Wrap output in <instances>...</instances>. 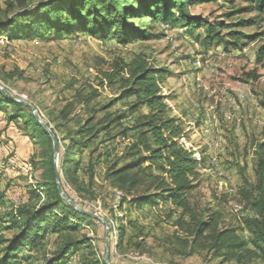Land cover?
<instances>
[{"label": "trees", "instance_id": "obj_1", "mask_svg": "<svg viewBox=\"0 0 264 264\" xmlns=\"http://www.w3.org/2000/svg\"><path fill=\"white\" fill-rule=\"evenodd\" d=\"M213 1L7 0L5 8L0 6V39L14 43L85 36L127 47L149 41L153 37L149 25L154 23L168 31L185 27L193 33L204 28L202 46L206 48L223 43L226 49H241L257 38L230 32L227 36L232 42H225L220 27L188 14L189 7ZM244 2L246 7L238 13L256 14L264 23V0ZM256 18L242 20L237 27H250ZM241 40L246 43L240 44ZM263 59L264 46L258 50L257 63ZM168 74L165 68L151 64L141 51L132 53L128 62L116 60L108 71L101 72L96 87L82 86L71 97L60 100V107L47 110L42 121L58 142L57 172L63 191L77 205L66 187L92 197L90 186L102 164L104 188L121 194L117 212L122 216L115 218L117 247L124 244L127 229L137 227V220L126 218L130 213H149L168 205L173 213L179 212L175 225L189 237L188 241H180L187 249L182 253L184 257L205 253L219 264H264V132L253 152V180L244 174V168L241 172V185L235 195L240 216L235 223L225 225L218 212L209 214L207 208L195 212L190 195L199 186V167L205 158L194 159L198 155L187 146V133L171 116L169 99L162 93ZM14 76L22 75L0 71L3 84ZM115 85L119 90L115 99L95 104L98 89ZM129 100L124 110L109 112L115 104ZM0 113L41 148L38 162L30 163L34 171H41L40 180L29 190L28 200L13 206L6 229L0 231V235L12 232L10 237L0 236V264H105L92 240L82 234L85 226L95 220L73 209L59 195L49 135L26 106L2 91ZM115 139L126 142L118 156L100 148ZM81 172L86 182L80 178ZM108 223L112 233L113 224ZM51 238L53 249L49 247ZM143 240L138 230L136 249L143 246ZM109 262L112 264L110 257Z\"/></svg>", "mask_w": 264, "mask_h": 264}, {"label": "rangeland", "instance_id": "obj_2", "mask_svg": "<svg viewBox=\"0 0 264 264\" xmlns=\"http://www.w3.org/2000/svg\"><path fill=\"white\" fill-rule=\"evenodd\" d=\"M6 1L0 0L2 8ZM244 7V0H215L188 8L189 15L220 27L219 34L224 36L225 42H232L227 36L230 32L257 36L241 49L230 46L226 49L223 43L206 48L202 46L206 36L204 28L193 33L185 27L168 31L159 23H149L153 36L149 41L127 47L85 36L14 43L0 39V71L22 75L14 76L5 84L0 79V85L15 99L38 108L42 120L47 110L60 107L59 101L71 97L78 88L96 87V79H100L101 72L108 71L114 61L128 62L132 53L141 51L151 64L169 72L162 93L169 99L171 116L180 121L187 133V146L198 155L194 159L205 158L199 167V186L190 195L193 210L199 212L207 208L209 214L218 212L225 225L235 223L240 216L235 195L241 185V172L244 168V174L253 180V152L256 144L262 142L264 132V59L260 63L256 60L259 48L264 46V23L256 14L238 13ZM252 18H256L254 25L237 27L240 21ZM244 43L245 40L240 41ZM118 93L117 85L98 89L95 104L104 105ZM131 100L115 104L109 112L124 110ZM4 126L0 120V231L6 229L7 215L13 206L28 200L29 190L39 182L41 175V171H34L30 164L40 159V146L31 141L29 152L21 157L15 147L6 148L11 139ZM125 144L115 139L100 148L109 150L111 156H118ZM17 160L28 166L23 171L11 168L8 162L17 163ZM103 170L102 164L96 169L90 186L93 198L82 193H78L79 196L69 187L66 189L83 210L98 215L108 225V222L113 224V234L109 227L112 264H219L205 253L182 255L187 249L181 247L180 241H188L189 237L175 225L179 212L173 213L168 205L149 213H130L126 218L137 220V227L127 229L124 244L117 247L115 218L122 216L117 212L121 194L104 188ZM79 176L86 182L82 172ZM15 190H18V200L11 193ZM138 230L142 231L144 239L140 249L134 246ZM11 234L4 231L0 236L7 238ZM82 234L92 240L99 258H105L103 224L93 221L85 226ZM50 243L53 249L52 238ZM72 260L76 262L78 255Z\"/></svg>", "mask_w": 264, "mask_h": 264}, {"label": "water", "instance_id": "obj_3", "mask_svg": "<svg viewBox=\"0 0 264 264\" xmlns=\"http://www.w3.org/2000/svg\"><path fill=\"white\" fill-rule=\"evenodd\" d=\"M0 91L4 92L12 101L23 104L24 106H26L30 112L32 113V115L34 116L36 122L45 130V132L49 135L51 141H52V149H53V163H54V169H55V183L57 186V190L59 192V195L61 196V198L68 203L73 209H75L76 211H78L79 213L83 214L84 216L95 220V221H100L103 226H104V230H105V264H110L109 262V257H110V247H109V225L107 224V222L105 220H103L101 217H99L96 214L87 212L83 209H81L77 204H75L63 191L60 182H59V176H58V172H57V160H58V155H59V148H58V142L57 139L55 138V136L53 135V133L50 131V129L43 123V121L41 120L37 110L31 106L30 104H27L21 100H17L15 99L12 94L6 90L5 88H3L0 85Z\"/></svg>", "mask_w": 264, "mask_h": 264}, {"label": "crops", "instance_id": "obj_4", "mask_svg": "<svg viewBox=\"0 0 264 264\" xmlns=\"http://www.w3.org/2000/svg\"><path fill=\"white\" fill-rule=\"evenodd\" d=\"M0 120L1 124H4L5 128L7 127L6 134L7 137L11 139V141L8 142L6 148L11 149L15 147L16 154L20 155L21 157L22 155L27 154L29 152V145L31 144V141L22 134L17 126L14 124H8L3 113H0Z\"/></svg>", "mask_w": 264, "mask_h": 264}, {"label": "built area", "instance_id": "obj_5", "mask_svg": "<svg viewBox=\"0 0 264 264\" xmlns=\"http://www.w3.org/2000/svg\"><path fill=\"white\" fill-rule=\"evenodd\" d=\"M16 162L17 163H14V162L10 161V162H8V164L11 166V168L12 167H16V168L20 169L21 171H23L26 168V166H28V163L23 162L22 164H19L18 160ZM11 193H13V198L15 200H18V190H15V191H13Z\"/></svg>", "mask_w": 264, "mask_h": 264}, {"label": "bare ground", "instance_id": "obj_6", "mask_svg": "<svg viewBox=\"0 0 264 264\" xmlns=\"http://www.w3.org/2000/svg\"><path fill=\"white\" fill-rule=\"evenodd\" d=\"M41 198H43V194L41 192H39ZM117 195H119V193L116 192ZM118 197V196H117Z\"/></svg>", "mask_w": 264, "mask_h": 264}]
</instances>
